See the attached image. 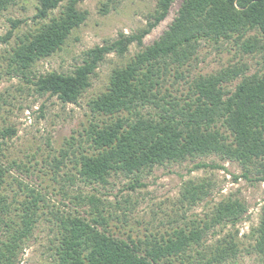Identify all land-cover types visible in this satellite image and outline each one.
Listing matches in <instances>:
<instances>
[{"label": "trees", "instance_id": "1", "mask_svg": "<svg viewBox=\"0 0 264 264\" xmlns=\"http://www.w3.org/2000/svg\"><path fill=\"white\" fill-rule=\"evenodd\" d=\"M13 1L0 0V11ZM39 1L35 19L40 27L21 39L10 55L11 72L25 78L37 62L62 50L88 18L79 8L84 0ZM176 1L159 0L145 28L130 35L121 33L116 41L88 50L71 73L52 71L28 82L39 95L56 97L64 104L78 103L107 55L123 56L132 44L143 46L144 38L168 17ZM57 9L60 12L55 15ZM12 34L2 40L7 42ZM232 40L244 53L262 55L261 72L247 75V66H233L199 75L185 97L165 88L172 69L177 66L176 78L182 77L179 68L194 58L204 42ZM238 78L241 81L230 89L229 84ZM89 107L97 119L80 139L72 138L68 155H63L77 166V174L68 173L73 188L77 179L87 185L107 184L113 174L130 176L212 155L239 163L246 169L245 178L255 167L257 180L264 182V0H184L168 30L125 66L114 69L107 91L91 100ZM16 132L6 128L3 136ZM13 166L24 167L16 161L9 165L0 156V264L20 262L25 244L50 206L48 213L57 228L51 247L54 264H238L245 251L264 262V207L258 225L244 236L247 243L237 226L248 207L235 198L218 203L210 218L171 233L120 237L110 229V218L95 196L72 189L75 193L68 191V199L76 209L62 211L50 205L49 188L14 176ZM207 187L190 182L185 198L196 205L209 194ZM89 204L92 209L86 210ZM228 226L226 236L207 244L210 232Z\"/></svg>", "mask_w": 264, "mask_h": 264}, {"label": "rangeland", "instance_id": "2", "mask_svg": "<svg viewBox=\"0 0 264 264\" xmlns=\"http://www.w3.org/2000/svg\"><path fill=\"white\" fill-rule=\"evenodd\" d=\"M158 1L84 0L79 8L88 13L85 23L73 31L62 50L37 62L27 78L11 72L10 55L21 39L40 27L41 22L35 19L40 1L14 0L0 11V156L9 165L16 161L24 166L21 169L13 166L11 172L14 176L43 189L49 188L50 205H57V209H76L68 199V191L72 192V189L95 196L100 209L110 218V229L120 237L150 233L165 235L177 227L210 218L214 207L224 199H239L248 207L247 214L237 226L240 238L247 243L244 236L258 225L264 207V182L257 180L260 175L255 167H251L249 178H245L246 169L239 163L223 161L212 155L155 166L130 176L113 174L107 184L87 185L77 179L73 188L68 182V173L77 174V166L63 155H68L69 142L80 139L89 124L97 119L89 103L107 91L114 69L125 66L168 30L184 0L173 4L168 17L144 38L143 46L132 44L123 56L116 53L107 55L93 75L91 87L78 103L64 104L56 97L39 95L28 82V79L34 80L36 76L52 71L71 73L83 63L88 50L116 41L121 33L139 32L151 20ZM59 12V9L54 10L55 15ZM11 31L12 37L4 42L2 39ZM233 66H247V75H252L261 72L263 58L260 53H244L234 40L218 44L204 42L194 58L179 68L182 77L176 78L177 66L172 69L165 88L174 96L185 97L199 75L215 74ZM240 81L241 78L233 81L229 88L235 89ZM10 127L16 129V134L4 137V130ZM77 151H80L79 147ZM199 164H207L208 167L197 168ZM215 164L224 168H213L211 165ZM190 182L208 186L209 194L196 205H192L184 195ZM50 208L44 210L46 216L25 244L18 264H54L51 247L54 246L57 228L56 221L48 213ZM85 208L92 209V205ZM230 230V226L215 228L208 235L207 244L215 243ZM237 262L264 264L246 251Z\"/></svg>", "mask_w": 264, "mask_h": 264}]
</instances>
